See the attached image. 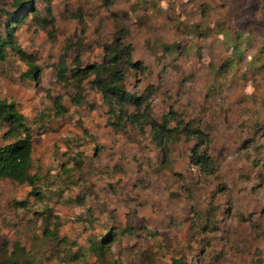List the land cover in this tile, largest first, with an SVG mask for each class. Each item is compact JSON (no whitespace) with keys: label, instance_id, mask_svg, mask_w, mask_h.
<instances>
[{"label":"clouds","instance_id":"clouds-1","mask_svg":"<svg viewBox=\"0 0 264 264\" xmlns=\"http://www.w3.org/2000/svg\"><path fill=\"white\" fill-rule=\"evenodd\" d=\"M0 264H264V0H0Z\"/></svg>","mask_w":264,"mask_h":264}]
</instances>
